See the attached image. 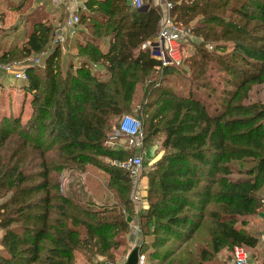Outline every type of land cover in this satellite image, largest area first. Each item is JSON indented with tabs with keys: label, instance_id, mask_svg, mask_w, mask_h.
<instances>
[{
	"label": "trees",
	"instance_id": "obj_1",
	"mask_svg": "<svg viewBox=\"0 0 264 264\" xmlns=\"http://www.w3.org/2000/svg\"><path fill=\"white\" fill-rule=\"evenodd\" d=\"M32 2L15 7L24 28L13 44L0 40V64L42 55L40 66L25 60L29 119H0V264H74L77 255L113 263L131 213L144 264H204L227 247L255 248L243 219L261 208L264 104L246 101L264 84V0H164L189 32L188 78L179 70L185 58L162 67L142 49L157 33L159 5L138 12L128 0H85L63 68L55 28L40 12L46 6ZM174 74L186 78L185 94L163 86ZM139 92L144 140L161 135L163 155L148 174L147 209L137 212L128 172L98 159L130 157L106 142ZM86 167L107 176L115 204H85L60 190L63 172ZM204 227L209 246L196 261L189 247Z\"/></svg>",
	"mask_w": 264,
	"mask_h": 264
},
{
	"label": "rangeland",
	"instance_id": "obj_2",
	"mask_svg": "<svg viewBox=\"0 0 264 264\" xmlns=\"http://www.w3.org/2000/svg\"><path fill=\"white\" fill-rule=\"evenodd\" d=\"M8 0H0V40L7 44L6 46H10L13 44L12 42L14 41L13 39L18 33H21V31L24 28V18H23V13L22 11H7L5 8V5ZM41 3H43V0H40ZM33 3V2H32ZM148 5V3H145L143 6ZM44 3L42 6L33 7V9H40L42 7H45ZM41 13H45V19L44 21L53 26L56 27L60 23V16L61 13L60 11H53V9L47 11H40ZM53 18H55V21H53ZM42 21V22H44ZM81 31L83 30L82 27L80 28ZM183 42V50L181 51L183 58H185L184 63L182 64L181 67H179V70L183 73L186 74V77L190 75L189 73V60L193 55V48L190 47L189 43H186V39L184 38L182 40ZM68 46V43L66 44ZM62 63H63V68L66 67V63L68 62V59L72 56V52L66 50L62 51ZM37 56L29 57L26 62H30L34 65L35 63V58ZM39 57H42L40 55ZM25 60L19 61V62H8L4 64H0V119L4 118L6 115L5 114H10L9 116H12V111H11V104L9 105L10 101L7 100V98L10 97V94L13 95V90L21 89L23 83L16 81L13 77V72L16 70H21V69H26V62ZM42 62H40L38 65L40 66ZM37 65V66H38ZM12 69V70H11ZM156 74V73H155ZM157 75L154 77V81L156 80ZM168 84L166 83L163 86H167L168 88L179 92L181 94H185L187 90L190 88V86L186 83V78L182 79L180 77H177V75H172L168 77ZM17 92V91H16ZM26 93V92H25ZM18 94V93H17ZM141 92H139L136 100H135V108L133 109L132 112L130 113H125L124 115H129L139 121L142 122V117L138 113L140 110V103L142 102L141 98ZM19 96V94H18ZM17 102H21V97L17 100ZM246 103H260L264 104V84L262 85H256L253 86L251 91L249 92L248 100ZM10 106V109L8 107ZM17 104H14L16 106ZM15 108V107H14ZM5 111L6 113L3 114L1 111ZM21 113V124H25L23 120H26L29 116V107L22 109ZM4 116V117H3ZM14 116V115H13ZM12 116V117H13ZM120 116V117H122ZM30 117V116H29ZM119 118L113 119L112 122V132L113 133L114 129H116ZM7 118V117H5ZM29 119V118H28ZM27 119V120H28ZM26 120V122H27ZM143 133V132H142ZM109 136V137H110ZM144 136V135H143ZM163 137L161 135L157 136L153 140H148V141H143V146H142V151L141 153H137L135 150H124L126 152L131 153L130 156L133 155H140L142 158V169H141V174L135 179H130V185H131V192L130 196L132 197L135 194V186H143L142 188H146L145 191L147 190L148 186V174L149 172L153 169L154 164L160 159V157L163 155V151L161 150V141ZM116 144H119L116 148L117 150H123L125 148V143L124 141L117 140L115 142ZM107 146V145H106ZM108 147V146H107ZM140 152V151H139ZM98 161L103 164V165H109L114 167L115 165L113 164L114 162L111 161L108 158H99ZM116 167V166H115ZM117 168V167H116ZM61 186H63V193H68L71 196H73L77 201H81L82 203H89V202H97L98 204H115L117 202V197L114 196L111 192H109L106 189L107 186V176L100 170H95L92 167H86L83 172H76V171H66L62 173L61 176ZM2 196L0 195V204H2L5 200V198H1ZM135 214V213H134ZM130 217L129 221V234H131L130 226H131V221L133 220L134 215H127ZM0 234L2 235V231L0 229ZM135 235V234H132ZM137 235V234H136ZM131 236V235H130ZM132 237V236H131ZM261 237V236H260ZM259 237V242L260 246L257 247L255 250L247 249L249 259L251 264H264V260L262 257H264V243L262 242L261 238ZM128 238V237H127ZM127 238L124 247H121L117 252L114 253L113 256V263L107 262L109 264H124L125 260L128 256V254L136 247L135 244H133V237H132V242L127 243ZM202 245H207L209 246V234L207 230L202 229L199 231V233L196 235V239L192 243V245L189 247L191 251L193 250V253L191 255V258L197 261L198 254H199V249L202 247ZM233 248H224L222 249L218 254L215 256L211 257L210 260L207 262H204V264H233ZM83 256L77 255L76 260L74 261V264H92L95 257L92 258H82ZM99 260L103 261L105 259L98 258ZM107 261V260H106ZM104 262V261H103Z\"/></svg>",
	"mask_w": 264,
	"mask_h": 264
},
{
	"label": "built area",
	"instance_id": "obj_3",
	"mask_svg": "<svg viewBox=\"0 0 264 264\" xmlns=\"http://www.w3.org/2000/svg\"><path fill=\"white\" fill-rule=\"evenodd\" d=\"M56 8H64L66 15L63 22L57 25L53 32L52 44L54 46H63L67 40L77 36L81 30L79 22V14L85 10V0H47ZM131 6L138 10L143 7V0H128ZM165 9L162 10V18L159 23V31L156 36L155 42H146L142 45V49H149L151 56L162 67L167 66H180L183 60L181 53V43L184 38L189 35V32L182 26L174 22V20L168 15V9L171 8L170 4L164 3ZM164 11V12H163ZM211 49V47H209ZM181 50V51H180ZM41 58L37 56L35 63L38 65L41 62ZM12 70V69H11ZM13 77L16 81L25 82L27 76L25 69L16 70L13 72ZM122 140L125 143L123 150H135L137 153H141L144 136L142 133L141 122L129 115H124L119 119L116 129H114L111 136L108 138L106 145L112 149L117 150L115 142ZM140 151V152H139ZM117 168L123 169L128 172L131 179H135L141 174L142 158L140 155H133L128 157L124 161H113ZM63 191V186L60 187ZM135 200H141L137 197L135 186ZM137 226H132L131 230H135ZM134 231V233H135ZM0 234V239H1ZM262 242H264V230L262 233ZM145 258L142 255L138 257V264H144ZM92 264H109L104 263L101 260L95 259ZM233 264H251L249 255L244 247H234L233 249Z\"/></svg>",
	"mask_w": 264,
	"mask_h": 264
},
{
	"label": "crops",
	"instance_id": "obj_4",
	"mask_svg": "<svg viewBox=\"0 0 264 264\" xmlns=\"http://www.w3.org/2000/svg\"><path fill=\"white\" fill-rule=\"evenodd\" d=\"M20 1L21 0H8L6 5H5L6 10L9 11V12L10 11H15V7L18 4V2H20ZM160 2H161V0H143V5L145 3H148L150 6H158L159 5L161 7ZM43 3H44V5H46L45 11H47V12L49 10H51V9H53V11H57V12L60 11L61 16L59 18H62V19H61L59 24H61L63 22L64 18H65V15H66V12H65L64 8H56L55 6H53L47 0H43ZM43 3H41L40 0H33L31 8L33 9V7L35 8V6L36 7L42 6ZM53 21H55V18H53ZM158 31H159V24H158V28H157V33H158ZM157 33L148 42H155ZM60 48H61L62 51H64V53L67 50L66 45H63ZM157 70H158V68H157ZM101 73L105 74L103 71H101ZM13 91H14L13 92L14 96H12L10 94V97L7 98V100L10 101L9 105L11 104L12 116L14 115L13 116L14 118L21 117V113L23 111L22 109L24 108V106L26 108L29 107V116H30V114H31L30 102L32 100L31 95L29 93H25V91L22 88L19 89V90L15 89ZM17 93L19 94V96H18ZM19 97H21V102L20 103L17 102ZM14 104H17V105L14 106ZM9 105H8V107L10 109ZM1 113L5 114L6 112L3 110V111H1ZM5 115H6L5 117H8V115H10V114H5ZM29 116H28V118H29ZM28 118H26V120ZM26 120H23V121H25L24 123H26ZM142 187L143 186H136V191H137L136 193H138L137 197L141 198L140 201L137 200V199L135 200V194L133 195V200H134V204H135V210L137 212L147 209V202L145 200V197H146L145 189L146 188H142ZM260 202H261V208L258 210V212L255 215L248 216V217L243 219V220L246 221V224H247L246 230L248 231V233L253 235V236H255L257 239H259L260 236L262 237V233H263V230H264V188H263V192L261 194ZM89 203L94 205V206H97V202H94V203L89 202ZM98 205H100V204H98ZM129 221H130V217H128V224H129ZM131 222L132 223H131V226H130V230H131L132 226H137L136 227L137 228L136 231L135 230H133V231L131 230V234H130L133 237V244H135L136 247H137L138 244H140V241H141V235H140V229H139V226H138L137 217H134ZM134 231H135V233H134ZM132 234H135V235H132ZM130 235L127 236L128 237L127 238V243H131L132 242V237ZM258 246H260L259 240H258L257 246L255 248L251 249V250L257 249ZM262 259L264 260V257H262Z\"/></svg>",
	"mask_w": 264,
	"mask_h": 264
},
{
	"label": "water",
	"instance_id": "obj_5",
	"mask_svg": "<svg viewBox=\"0 0 264 264\" xmlns=\"http://www.w3.org/2000/svg\"><path fill=\"white\" fill-rule=\"evenodd\" d=\"M164 0H161L160 5L162 10L165 9ZM148 5H145L138 9V12H145L148 9ZM164 12V11H163ZM138 257H139V251L138 248L135 247L127 256L124 264H138Z\"/></svg>",
	"mask_w": 264,
	"mask_h": 264
}]
</instances>
